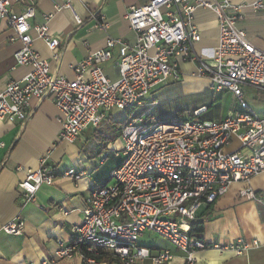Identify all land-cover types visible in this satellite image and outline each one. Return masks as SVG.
<instances>
[{
    "label": "built area",
    "instance_id": "obj_1",
    "mask_svg": "<svg viewBox=\"0 0 264 264\" xmlns=\"http://www.w3.org/2000/svg\"><path fill=\"white\" fill-rule=\"evenodd\" d=\"M38 0H0V26L11 30L10 43H18L15 65L29 71L17 81H10L0 92V120L26 122L27 107L33 99L49 97L60 113L59 141L74 143L84 131L96 128L112 109L126 112L121 129V161L106 181L95 187L83 211L81 222L73 227L69 243L59 241L53 257L40 264L79 256L85 264H98L99 251L108 253L120 264H166L173 259L169 250L151 254L138 244L141 235L155 233L183 253L185 264H197L194 253L211 248L246 255L259 247L256 239H238L229 244H205L189 235V223L200 208L213 203L235 183H244L239 191L246 200L264 203V194L250 186L252 178L264 173V114L256 115L245 102V88L264 91V51L256 48L239 27L245 8H264V0L232 4L229 0H149L128 9L125 19L135 34L134 44L120 38H108L105 48L88 53L72 69L69 80L52 72L50 63L34 48L41 40L53 60L59 40L50 36L45 24L31 25ZM55 9L69 8L71 0H60ZM22 10H11L12 5ZM197 7L212 10L218 23V44L210 58L195 51L200 33L193 22ZM76 24L82 19L74 12ZM51 15L45 16V22ZM94 28L105 30L104 17H94ZM35 33V37L31 33ZM118 59V77L109 78L101 64ZM195 64L196 74L209 80V88L229 92L238 100L237 109L223 119L194 118L167 122L148 121L137 114L152 108L155 102L146 97L167 80L181 78L180 65ZM238 149L228 151L232 140ZM4 146L0 142V148ZM38 168L26 171L18 183L22 206L35 203L37 191L55 182L56 167L41 156ZM104 157H102V161ZM101 161V162H102ZM84 175L75 168L60 176L78 181ZM112 180V181H111ZM111 181V182H110ZM24 220L20 215L2 225L10 235H20ZM32 264V263H29Z\"/></svg>",
    "mask_w": 264,
    "mask_h": 264
},
{
    "label": "crops",
    "instance_id": "obj_2",
    "mask_svg": "<svg viewBox=\"0 0 264 264\" xmlns=\"http://www.w3.org/2000/svg\"><path fill=\"white\" fill-rule=\"evenodd\" d=\"M147 1L149 0H71L73 12L82 19L81 24H76L71 9L54 8L55 3L62 5L60 0H38L36 14L29 23L32 26L46 23L50 36L59 40L56 49L58 60L51 59L49 50L41 40L34 39V48L50 63L52 72L72 80L75 78L72 67L85 59L88 53L104 49L108 38H120L134 44L135 34L129 28L125 15L130 7L143 5ZM229 1L232 4H247L256 0ZM11 10L20 12L22 6L14 4ZM48 15L51 17L45 22L44 17ZM99 16L104 17L108 23L105 30L94 28V17ZM193 22L200 33L195 51L204 58H210L218 44L216 15L208 8L197 7ZM239 27L256 48L264 51V8L256 11L245 8ZM10 35L11 30L2 23L0 92L10 81L20 80L29 71L26 66L15 65L13 54L19 44L8 42ZM31 35L35 37L34 32ZM117 59L118 54L114 50L113 58L101 64L103 71L111 79L118 77ZM180 72L181 78L178 81L184 91H200L209 87V80L196 74L194 63H182ZM227 94L230 93H225ZM246 103L256 115L264 114V111L257 112ZM237 108L236 105H229L223 112L224 116L219 119L225 118ZM150 110L142 108L137 114L144 113L148 121H154L151 118L154 114ZM196 110H204V106L194 111ZM27 112L29 116L24 123L0 120V142L4 144L0 148V264H40L53 257L59 241L69 243L74 237L73 227L81 222L91 191L102 185L121 161L116 153L121 148L120 136L126 112L117 116L111 111L107 112L98 127L87 128L74 143L59 141L60 113L49 97L31 100ZM237 149L238 142L233 139L227 150ZM46 154L49 155L48 162L56 167L55 182L51 186L43 185L37 191L35 203L29 202L22 206L18 183L24 179L28 169L38 168V159ZM69 168L83 171L84 175L78 181L61 177ZM249 184L254 191L264 194V173L252 178ZM244 186V183H235L226 194L200 208L195 222L201 223L202 232L191 234V238L200 239L208 245L229 244L238 239H256L259 247L243 256L211 248L197 250L194 253L197 264H264V203L242 198L239 191ZM17 215L24 220L22 233L16 236L3 232L2 225ZM138 244L148 247L153 255L169 250L173 259L166 264H185L183 253L164 238L150 244L138 240ZM54 264L85 263L79 256H73L57 260ZM98 264L120 262L111 259L109 263ZM139 264L152 263L145 260Z\"/></svg>",
    "mask_w": 264,
    "mask_h": 264
},
{
    "label": "rangeland",
    "instance_id": "obj_3",
    "mask_svg": "<svg viewBox=\"0 0 264 264\" xmlns=\"http://www.w3.org/2000/svg\"><path fill=\"white\" fill-rule=\"evenodd\" d=\"M225 93L229 92H217L209 87L200 91H184L180 81L169 79L155 87L152 93L147 95L146 100L156 103L150 110L152 114L156 115L155 117L154 115L151 116L154 121H169L174 118L181 120L190 119L194 110L200 106H204V110L208 108V112L204 116L219 119L224 116L223 112L229 108V105H238V100L231 94L225 95ZM245 101L257 112L264 111V91L246 87ZM111 112L116 116L125 113L117 109H112ZM160 239L162 238L155 233H146L140 236L139 242L150 244Z\"/></svg>",
    "mask_w": 264,
    "mask_h": 264
},
{
    "label": "trees",
    "instance_id": "obj_4",
    "mask_svg": "<svg viewBox=\"0 0 264 264\" xmlns=\"http://www.w3.org/2000/svg\"><path fill=\"white\" fill-rule=\"evenodd\" d=\"M152 108H147V109H152ZM207 112H208V108H206L203 112H201L196 118H199L200 120H212V119H214V118L209 117V116H204L205 114H207ZM191 118H194V116L192 115ZM161 122H167V121H161ZM197 218L198 217L196 216L195 220L190 221V224H189V235H190V237H191V234H193L195 232H198V233L202 232L201 223L195 222L197 220ZM111 259H115V258L113 256L109 255L108 253H104L102 251H99V254L96 257V260L98 263H100V262L109 263Z\"/></svg>",
    "mask_w": 264,
    "mask_h": 264
},
{
    "label": "bare ground",
    "instance_id": "obj_5",
    "mask_svg": "<svg viewBox=\"0 0 264 264\" xmlns=\"http://www.w3.org/2000/svg\"><path fill=\"white\" fill-rule=\"evenodd\" d=\"M201 111H203V110H201Z\"/></svg>",
    "mask_w": 264,
    "mask_h": 264
}]
</instances>
